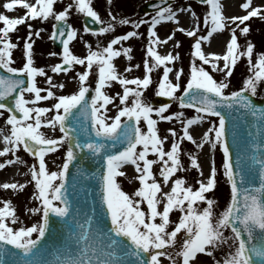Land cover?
<instances>
[{
  "label": "snow or ice",
  "instance_id": "1",
  "mask_svg": "<svg viewBox=\"0 0 264 264\" xmlns=\"http://www.w3.org/2000/svg\"><path fill=\"white\" fill-rule=\"evenodd\" d=\"M195 2L207 6L202 21L192 2L174 6L160 0L159 5H153L154 15L148 19H131L118 18L111 8L113 0H107L109 19L105 20L94 9L93 0H68L67 3L64 0H2L5 12L19 7L22 14L12 17L0 12V69L7 73L0 72V110L8 113L5 125H10L7 134H4L5 128H0L3 142L0 157L12 154L11 159L0 162V170L16 162L23 163L16 155L20 149L34 163L28 173H22L30 174V180L3 182L0 189L11 190L15 195L32 183L34 190L30 199L38 204L25 206L24 211L39 214V220L26 226L17 215L12 199H0V264H49L42 258L43 238L49 231L53 214L59 218L61 227L67 229L68 239L74 238L78 253L75 258L68 256L55 264H161L164 256L170 264H205L201 255L211 257L213 264H264V105L253 99L264 86V50L256 51V45L248 38L251 27L247 23L251 18L264 21V4L254 5V0H243L239 5L243 14L229 16L221 0ZM73 13L88 18L84 33L110 34L106 45L97 41L94 48L84 41L86 54H74L70 42L77 38L78 31L69 23ZM181 15L189 18L188 27L180 25ZM35 21L41 24L51 21L47 39L62 45L59 62L48 66L51 73L75 72L71 80L76 87L66 94H57L58 89L67 86L66 82H54L45 67L35 64V40L45 31L41 27L34 30ZM162 22L175 24L163 38L157 31ZM97 24L100 26H90ZM118 25L130 28L114 34ZM19 26H26V35L17 36L14 41L12 34ZM141 26H145L146 36L140 31ZM201 31L206 34L199 35ZM225 31L229 38L223 52L206 51L205 43L210 46L213 35ZM177 32L194 38L183 86L185 69L177 67L180 52L173 54L170 50L161 54L158 50L172 41L179 48L181 41L174 39ZM134 38L145 39L143 75L129 78L124 73L141 67L130 63L134 58L133 48L125 46ZM16 51L21 53L18 67L13 66ZM57 55V52L48 53L49 57ZM122 55L129 62L123 73L114 63ZM240 62L246 66L242 86L229 92L230 78ZM77 66H83V70ZM161 68L155 94L170 101L153 106L145 100L144 92L154 83V70ZM38 77L44 78L47 87L38 86ZM92 77L94 87L89 83ZM114 82H118L122 94L107 93L106 87ZM259 96L264 100V93ZM117 99L118 104L114 103ZM50 100L53 101L50 106H40L41 102ZM171 102H178L181 109H193L195 115L185 117L183 111L166 113ZM110 104L117 109L114 116L106 115ZM241 107L246 115L257 118V135L243 150L235 124L229 129L232 112H239ZM4 111H0V117ZM174 121H180L179 133L175 127L161 132L159 122ZM206 122L208 127L199 134L197 142L190 127ZM42 127H58L60 135H48ZM229 130L231 145L227 138ZM185 141L196 149L202 150L207 145L210 151L219 148L222 152V175L230 186V198L218 213L216 199L207 195L218 185L219 170L214 159L205 176L197 154L183 153L190 168L198 172L199 178L195 180L198 187L188 183L185 176L173 178L178 171H188L181 159ZM233 147L237 148L235 160ZM248 148L254 150L251 157L245 155ZM57 150H62V163L56 170H50L46 157L55 155ZM150 154L154 158H149ZM89 161L91 164L86 166ZM126 165L134 167V179L139 184L131 194L122 190L117 180L118 176L126 175L120 170ZM70 166L75 168L73 191L82 180L91 178L94 204L110 220L106 231L99 227L95 208L92 214L83 215L80 208H73L69 199ZM89 166L98 167L89 172ZM157 171L162 180H157ZM162 185H170V189L164 191ZM174 210L180 213L177 222L170 219ZM217 252L222 253V258H216Z\"/></svg>",
  "mask_w": 264,
  "mask_h": 264
},
{
  "label": "rangeland",
  "instance_id": "2",
  "mask_svg": "<svg viewBox=\"0 0 264 264\" xmlns=\"http://www.w3.org/2000/svg\"><path fill=\"white\" fill-rule=\"evenodd\" d=\"M147 1H151V0H113V4L111 5V8H112L113 13L116 14L118 18L122 16H126L131 19H137V18L148 19L150 15H154V11L149 12V13H142L139 11V8L142 6V4ZM224 1L225 0H221L222 3H224ZM232 1H233V4L230 8L226 6L224 8V12L226 15H232V14L237 15L238 13H241L243 11L239 7V5L241 4L240 2L236 6L235 5L236 0H232ZM64 2L67 3L68 0H64ZM189 2L193 3L194 9L197 12L198 16L201 17V21H202V13L207 10V6L199 5L194 0H172L171 4H173L174 6L175 5L185 6ZM262 3L264 2L263 1L257 2V4H262ZM57 7H59V4L57 5ZM93 7L95 10L98 11L102 19H105V20L109 19V17L107 16V9H108L107 0H93ZM0 12H5V10L2 8V0H0ZM5 14L15 17L17 15L22 14V9L18 7L15 11L5 12ZM83 17L84 16L82 14L73 13V15L69 18V23H71L73 27H75L78 31L77 38L74 41L70 42L71 50L73 51L74 49H77L79 51V52L73 51V53L77 55L86 54L87 48L84 44V41H87L90 45H92V47L95 48L97 45V41H99L101 45H106V42L110 39V34L108 33L101 34L100 36H93L90 33H84L83 23H82ZM51 23H52L51 21L43 23V24H41L39 21L33 22L34 30L37 27H41L45 30L42 32L41 38H36L35 40V45H34V50L36 53L35 64L36 66L45 67L46 72H48L49 75H53L54 82L56 83L66 82L67 86L64 89L57 90V94H66L72 91L76 87L75 82L71 80V78L75 76V72L73 70H69L67 74H63V73L53 74L51 73L50 68L48 67L49 65H53L59 62V59H60L59 53L62 51L61 50L60 52H58V55L55 57L48 56L49 52H57L55 48L52 46V43H51L52 41L47 39L48 35L51 32ZM187 23L189 26L190 24L189 18H188ZM247 23H249L251 27V32L248 38L256 45V51L258 52V51L264 50V21L260 20L259 18H251V20ZM188 26H185V27H188ZM174 27H175L174 22H168L167 24L164 23L160 28H157V31H158V34L162 33V35L165 37L169 33V31L172 30ZM129 28L130 26H119L118 25L115 28L114 34H121L124 31L129 30ZM140 31L142 33H145V36H146L145 26H141ZM203 34H206V33H204L203 31L199 33V35H203ZM24 35H26V26H19L18 30L12 34V39L15 41L17 36L23 37ZM223 38L225 39V41L229 38V33L227 31L223 32ZM174 39L181 41V45L179 48L174 47V41L169 42V46L172 47L173 54H175L176 51H179L181 54V61L177 63V67H183L185 69V75L182 76V79H181V84L183 86V84L186 83V78H187L186 73L188 72L189 63H190V51H191L190 46L193 43L194 38H188L186 35L177 32ZM240 42L244 43V40L241 39ZM144 43H145V39L134 38V39H131L129 42H127L125 45V46L131 45L133 48L132 55L134 58L130 63L141 65L139 69H134L132 73H124L125 75L129 76V78H132L133 76L142 77L140 70L143 71L142 60L144 56V48H143ZM20 55H21L20 51L15 52L14 57H15L16 63L13 66H17V67L21 66ZM115 61L116 62L118 61L119 63V65H117L118 71L123 73L124 68L127 66L129 62L126 61V58L123 55L119 58H116L114 62ZM77 69L83 70V66H77ZM152 75H153L154 83L147 90H145L144 92L145 100L150 101L153 104V106H159L162 103H169V102H159L156 99L158 97V95L155 94L156 82L158 81L159 76L162 75V68L159 70H154ZM245 75H246L245 62H240L238 66L235 68L234 74L230 78L231 83L227 91L230 92L233 90H238L242 86V79L244 78ZM216 78L219 79L220 78L219 75H217ZM37 82H38V86L47 87V85L44 84L43 77H38ZM89 83L92 87H94V77L90 79ZM106 91L110 95H115L117 92H120L122 94V88L120 87L118 82H114L111 86H107ZM180 91H182V89L178 90L177 95H179ZM259 93H264V86H262L258 90L257 97H260ZM169 101H170V98H169ZM52 102L53 101L51 100L48 102H41L40 106H50ZM114 103L118 104L119 103L118 99L114 101ZM128 103L129 104L131 103V99H129ZM108 108H109V111L108 113H106V115L114 116L117 109L113 108L111 104L108 105ZM0 111H4V110H0ZM172 111H183L185 114V117L195 115V111L193 109H181L178 102H171L170 108L166 110V113H170ZM7 115L8 113L4 111V115L0 117V128H5L4 134H7V132L10 130V125L8 126L5 125ZM122 119H125V118H122ZM210 119L216 120L217 118L211 117ZM158 126L161 132H163L164 129L168 127H175L178 133L180 132V129H181L180 121L159 122ZM207 127H208L207 122L196 127L198 129V134L196 135V133H194V136L196 138L198 137V140H199L200 139L199 134H202V131L206 130ZM42 131H45L46 134L52 135V136L60 135L58 127L56 129H48V128L42 127ZM2 147H3V142H2V137H0V148ZM203 149L206 152L205 163L207 165L205 166V168L207 169V166H209L210 168V162L214 159L215 164L219 170L218 171V185L213 192H210L207 194L208 196L216 199L217 204L215 207V211L218 213L223 210V208L226 206L227 201L230 198V186L228 185L226 179L222 175V168H221L222 152L221 150L217 148L214 151H210L207 145H205ZM188 151H191L197 155H200L199 151H201V149H196L195 145L191 144L190 142L185 141L183 143L181 159H182V163L184 164L185 168L188 169V171H178L176 174H174L173 178H175L176 176H185L188 183H191L193 187L195 188V187H198V185L195 183V180L199 178V175L195 169L190 168L189 160L187 156L183 155V153H186ZM16 155L20 157V160L23 161V163L16 162L12 165H7L4 169L0 170V183L13 182V181L23 183L26 180H30V174L22 175V173H28V168L31 166L32 163H34V159L29 154H27L23 149L18 150ZM11 158H12V154H8L5 157H0V162H3L4 159H11ZM149 158H154V157L150 154ZM46 159L48 161L49 169L56 170V166L62 163V150H57L55 155L49 154L46 157ZM155 167L156 166H154V168ZM120 170L125 172L126 175L118 176L117 180L119 184L121 185L122 190L131 194L135 190V188L139 186L138 181L134 179V175H135L134 167L131 165H126L122 167ZM9 174H11V176H8ZM156 178L157 180H162V178L158 174V171L156 173ZM130 180L131 182H129ZM162 187L164 191H168L170 189V185L168 186L162 185ZM33 190H34V185L32 183L27 184L24 190L18 192L15 195H13L11 190L0 189V199H3V198L12 199L14 205L16 206L17 215L21 218V220L24 222L26 226H30L31 223H35L39 220V214L31 215V214L25 213L24 211L25 206L30 208L38 204V202L35 201L34 199H30L31 193L33 192ZM0 206H2V204H0ZM203 206L204 204L202 202L201 207ZM179 215H180L179 211L174 210L170 214V219L173 222H177ZM16 226H19V225H16ZM169 230L171 229L169 228ZM180 235L182 234H178V236ZM168 250L174 251L173 249H168ZM215 255H216V258L218 259L222 258V253L220 252H217ZM202 258H204V260L208 262L209 264H213L211 257L201 255L200 259ZM208 263H205V264H208ZM161 264H170V261L168 260L167 256L161 257Z\"/></svg>",
  "mask_w": 264,
  "mask_h": 264
},
{
  "label": "water",
  "instance_id": "3",
  "mask_svg": "<svg viewBox=\"0 0 264 264\" xmlns=\"http://www.w3.org/2000/svg\"><path fill=\"white\" fill-rule=\"evenodd\" d=\"M160 0H153L144 3L140 7L141 12H151L153 10V5H159ZM166 3H172V0H166ZM88 18H83V23L87 22ZM93 27H99L100 25H90ZM53 46L56 48L57 51L62 49V45L59 41H53ZM0 72L7 74L5 70L0 69ZM91 95V91L89 94ZM257 104L264 105V100L253 98ZM246 110L242 107L240 108L239 112L233 111L231 116V122L229 123V129H231L232 123L235 124L236 128L238 129L240 135V148L243 150L248 147L249 142L254 139L257 135L256 133V120L257 118L252 117L250 114H245ZM249 133H251V137H249ZM228 142L232 144V134L229 130L228 132ZM257 153L260 150H255ZM237 148H232L233 159L235 160ZM254 154V150L248 148L247 152L245 153L246 156L251 157ZM91 162H86V166L90 165ZM98 166H89L88 171L94 172ZM75 172V168L70 166V171L68 175V184H69V199L73 202V208H80L81 214L84 213L92 214L93 209H96V217L99 219V227L104 228L106 231V225H110V220L105 215L104 210L100 208L98 205L94 204V193H93V182L91 178L86 180H82L80 183L77 184L76 190L73 191L71 185L73 182V173ZM79 179V178H78ZM247 186V185H245ZM69 233L67 229L62 228L59 224V218L55 217L54 214L50 218V228L49 231L46 233L45 238H43V245L45 247V252L43 255V259L49 264H55L58 259H65L68 256H72L75 258L78 253L75 251V243L74 238L71 240L68 239ZM11 247V246H9Z\"/></svg>",
  "mask_w": 264,
  "mask_h": 264
},
{
  "label": "bare ground",
  "instance_id": "4",
  "mask_svg": "<svg viewBox=\"0 0 264 264\" xmlns=\"http://www.w3.org/2000/svg\"><path fill=\"white\" fill-rule=\"evenodd\" d=\"M259 1H263V2H264V0H254V5H257V2H259ZM239 2L242 3L243 0H236L235 5L237 6ZM224 4H225L226 7L230 8V7L232 6V4H233V1H232V0H225V1H224ZM262 4H264V3H262ZM242 12H243V11H242ZM242 12H241V13H238L237 15L242 14ZM232 15H234V14H232ZM229 16H230V15H229ZM187 21H188V18H187L186 16H184V15H181V16H180V25H181V26H184V27H185V26H188ZM164 23L167 24L168 22H162V24H161L160 26H158V28H160ZM164 30H165V29H164ZM162 32H163V31H162ZM158 35H160L161 38L164 37V36L162 35V33H161V34H158ZM225 42H226V41H225V39L223 38V33H222V34H219V35L214 34L213 37L211 38L210 46H209V45L207 44V42H206L205 45H204V47H205V50H206V51H215V52H218V53H222L223 50H224V48H225ZM158 50L161 52V54H166L168 51H170V50L172 51V47L169 46V43H168V44H166V45H162V46H160V47L158 48ZM73 51H75V52H79L77 49H74ZM114 63L116 64V66L119 65L118 61H117V62L115 61ZM140 72H141V75H143V71L140 70ZM189 117H191V116H189ZM196 127H197V126H191V127H190V130L193 132V134L196 133V135H197V134H198V129H197ZM194 137H195V136H194ZM195 138H196V137H195ZM196 139H197V142H199L198 137H197ZM199 153H200V155H197V156H198V161H199L200 164L202 165V169H203L204 174H205V176H206V175H208V173H209V171H210L209 166H207V169L205 168V166L207 165V164L205 163V155H206V152H205L204 149H202L201 151H199ZM8 176H11V174H9ZM201 260H202V261H205L204 258H202ZM205 263H208V262L205 261ZM208 264H209V263H208Z\"/></svg>",
  "mask_w": 264,
  "mask_h": 264
}]
</instances>
